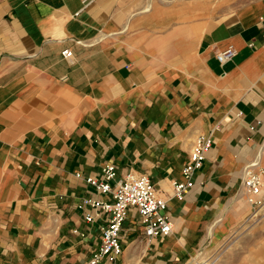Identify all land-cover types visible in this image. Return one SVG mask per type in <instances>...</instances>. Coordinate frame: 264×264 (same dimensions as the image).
Returning <instances> with one entry per match:
<instances>
[{
    "label": "crops",
    "instance_id": "obj_1",
    "mask_svg": "<svg viewBox=\"0 0 264 264\" xmlns=\"http://www.w3.org/2000/svg\"><path fill=\"white\" fill-rule=\"evenodd\" d=\"M86 1L0 0V264H85L106 216L89 224L79 204L110 197L86 182L107 164L147 174L173 222L147 237L132 208L118 264H182L251 210L238 198L264 166V0ZM200 135L212 146L179 199Z\"/></svg>",
    "mask_w": 264,
    "mask_h": 264
},
{
    "label": "built area",
    "instance_id": "obj_2",
    "mask_svg": "<svg viewBox=\"0 0 264 264\" xmlns=\"http://www.w3.org/2000/svg\"><path fill=\"white\" fill-rule=\"evenodd\" d=\"M91 0H87L89 3ZM237 54L233 46L217 53V59L221 64L232 60ZM63 55L71 58L73 53L65 49ZM212 146V138L200 135L196 138L189 163L184 167V180L174 181V195L183 199L192 186L193 174L202 167L206 156L205 153ZM264 166L256 167L252 164L244 170L243 186L250 192L249 201L253 206L263 204L259 194L262 190V174ZM80 176V173H76ZM117 178V170L113 164L103 167V177H87L86 182L102 194L109 195L108 199L98 197L83 198L79 204L80 208L89 207L85 213L87 223H94L102 218L104 223L101 227V242L95 249L90 259L85 264H100L108 261L109 264H118V257L123 253L124 247L120 241L124 222L127 220L132 208L136 209L143 231L147 237L154 238L169 235L173 231V222L167 212V201L161 197L155 188L151 178L147 174L127 173ZM114 181V182H113Z\"/></svg>",
    "mask_w": 264,
    "mask_h": 264
},
{
    "label": "rangeland",
    "instance_id": "obj_3",
    "mask_svg": "<svg viewBox=\"0 0 264 264\" xmlns=\"http://www.w3.org/2000/svg\"><path fill=\"white\" fill-rule=\"evenodd\" d=\"M263 181V180H262ZM245 190V191H244ZM247 198L244 187L239 200ZM235 201L232 200L231 204ZM260 206H251L249 215L233 226L221 228L220 240H217L214 224L209 227V237L201 236L197 248L199 251L182 264H264V199ZM214 231V232H213ZM209 238V240H208ZM120 241L121 236H120ZM214 241V242H211Z\"/></svg>",
    "mask_w": 264,
    "mask_h": 264
},
{
    "label": "bare ground",
    "instance_id": "obj_4",
    "mask_svg": "<svg viewBox=\"0 0 264 264\" xmlns=\"http://www.w3.org/2000/svg\"><path fill=\"white\" fill-rule=\"evenodd\" d=\"M264 186V182H263V184H262V187ZM247 190V189H246ZM245 191V190H244ZM250 192H248L247 191V197H248V199L250 198ZM202 264H211V263H205V262H203Z\"/></svg>",
    "mask_w": 264,
    "mask_h": 264
}]
</instances>
